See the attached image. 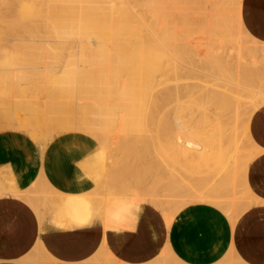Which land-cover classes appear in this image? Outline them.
<instances>
[{
	"label": "bare ground",
	"instance_id": "obj_1",
	"mask_svg": "<svg viewBox=\"0 0 264 264\" xmlns=\"http://www.w3.org/2000/svg\"><path fill=\"white\" fill-rule=\"evenodd\" d=\"M18 1V2H17ZM37 1V0H36ZM43 1V0H42ZM96 1V0H95ZM99 1V0H98ZM117 1V0H115ZM144 1V0H143ZM167 1V0H166ZM190 1V0H189ZM196 1L195 3H197V0H194ZM200 1V0H199ZM198 1V3H199ZM203 1V0H202ZM212 1V0H211ZM209 0V2H211ZM214 1V0H213ZM226 1L227 0H216L214 1L215 5L218 4V6H215L214 9H221L222 10L224 9L223 8V5L226 4ZM231 1V0H230ZM13 2H16L18 3L19 5V8H20V15H21V20H11L8 19L9 17V14L8 16L5 14L4 15V18L5 16H7V21L5 19H3V24L2 26H0L1 28V32H0V36L1 34H4V37L6 38L7 36H22V38L18 37V39L20 38V40H18L19 42V45L18 48L17 46L16 47H10L8 44H7V48L10 47L11 50L9 52H7L9 50L6 49V52L3 50H0L1 51V54L4 55V54H7L5 57L6 59L2 62V68L0 69V72H4L2 75V77H0V82H3V83H6L5 86L8 84L9 86L8 89H12L14 88V91L16 89H19V91H15V92H19V95L21 94V96H27L26 94L28 95H33V91L30 90L31 86L32 88L34 87V85L36 87H43L45 88L46 85L50 84L51 87L52 85L55 86V88H58V91H61V92H64V88L67 90V86H68V89L70 90V88H73V91L74 92H71L72 90H70V94L72 95V97H70L71 99H73V96L75 98H77L78 96L80 97V94L81 95H84L83 93L86 92V90L88 89V84H92V81H90V78L88 76V73L87 71H90L89 69H87V67H85V69H87V71L85 69H80V64L81 62H83V58L85 57H81L79 56V58H82L81 61L80 59L78 58L77 60V57L76 58V61H74V68L70 69L69 65L66 63L67 59L66 57L67 56H71L72 55V51L69 53L71 55H66V57H64V43H65V40L63 39L65 37V34H70L73 36V45H74V50H76L75 52L78 54V55H81L82 52L84 51L83 47L85 48L84 46V41L88 40L87 43H91L93 46H97V57H101V56H106V58L109 57L108 60H106L105 62L108 63L107 65V69L105 68H101L99 67L101 62L99 63V59H98V63H96V65L98 66L97 68V73L99 74V72H102V71H106V73H108V75L106 76V78H102V76L100 78H98V87L96 89H92L93 90V95L95 96V98H100L102 97L103 99V102L100 103V105L102 106L103 108V113L106 114L109 118L108 120H110V122L113 124H111V127L117 129V128H121L122 127H125L128 123H126V125L123 123L125 118L127 120H130L131 119L134 121L138 120L139 118H144L147 122V120H150L152 121L153 120V114H155V106H157L155 104V106L153 107V111H151V99H149V102L145 103V98L146 96L149 94L150 92V89H151V83H150V75H151V68H149L147 62H148V59L151 57V53H150V48L152 47H149L148 46V43L143 40V39H139L137 40L135 37L136 35V30L138 28H136V25H133L132 23L129 24V26H125L122 28V32L125 31V33L129 34L130 35V38L132 37L135 41L132 42L134 45H130L131 47L129 46H125V47H122L119 49V51L117 50V54H112V51L114 52L116 47L114 48L113 46L115 45V43L112 45L113 49L112 51H110L109 53H107V49L106 48H103L101 47L102 45L104 44H101L103 43V41H98L99 38L98 36H100L101 38V35L103 36L104 34H113V33H117L119 36V33H120V30L121 28L118 27V25L116 23H112V19H114L113 17H118L119 20L122 18V17H125L128 15V12L131 10H129L127 12L128 9H126L127 7H123V6H120V7H116L114 5V3L110 9H111V12H110V16H108L109 19V22H108V26L107 28L105 29V27L103 26V22H104V16L107 15L105 14V11L101 8V7H98V6H95L89 2H91L90 0H46L45 3H46V8H44L45 10L44 11H41L40 9H38L39 7H37L38 5L36 4H32L26 0H13ZM118 2V1H117ZM120 2V1H119ZM126 2V1H125ZM124 2V3H125ZM129 2V1H128ZM165 2V0L163 1ZM169 2V1H168ZM186 2V1H184ZM207 2V0L205 1ZM207 2V3H209ZM233 2V1H231ZM44 3V4H45ZM72 3V6L69 4ZM122 3V1H121ZM119 3V4H121ZM132 3V2H131ZM130 3V4H131ZM136 3V2H135ZM149 3V2H148ZM151 3V2H150ZM158 3V2H156ZM154 3V5L156 4ZM167 3V2H166ZM180 3H183V0L180 1ZM179 3V4H180ZM202 3V2H200ZM204 3V2H203ZM241 3V1H240ZM5 4V2H4ZM7 4V3H6ZM123 4V3H122ZM127 3H125L126 5ZM161 4V3H160ZM159 3L157 5H160ZM165 4V3H163ZM175 4V3H174ZM185 4V3H184ZM192 4V3H191ZM212 4V2H211ZM232 4V3H231ZM239 4V3H238ZM10 6V4H8ZM43 5V4H42ZM137 5V3L135 4ZM140 5V4H138ZM150 5V4H149ZM148 5V6H149ZM171 5V3H170ZM176 5V4H175ZM182 5V4H181ZM206 5V4H204ZM203 5V6H204ZM210 5V4H208ZM229 5V4H228ZM13 6V5H12ZM11 6V8H12ZM41 6V5H40ZM45 6V5H44ZM141 6H142V3H141ZM165 6V5H164ZM173 6L172 5V9H173ZM187 6L190 9L188 3H187ZM187 6H185L186 10L187 9ZM191 6V5H190ZM202 7V5H200ZM207 6V5H206ZM43 7V6H42ZM135 7L134 9L136 10V6H133ZM131 6V8H133ZM153 7V6H151ZM162 7V6H161ZM160 7V9H161ZM168 7V6H167ZM192 7V6H191ZM10 8V7H9ZM16 8V6H15ZM130 8V7H129ZM142 8V7H141ZM145 8V7H144ZM150 8V7H149ZM157 8V7H156ZM199 8V7H198ZM197 8V9H198ZM203 8V7H202ZM205 8V7H204ZM213 8V7H212ZM4 8H2L3 10ZM7 9V7H6ZM17 9V8H16ZM67 9V12L66 14H70V16H72V20L70 18V23H71V27L70 28V31H66L67 29V26L65 23H67V21L65 22V18L63 17L62 19L63 20H58L59 21H55L54 20V15L56 14H59L60 16L63 14V12H66ZM105 9V8H104ZM143 9V8H142ZM141 9V10H142ZM171 9V10H172ZM183 9V8H182ZM185 9H183L185 11ZM210 9V8H209ZM208 9V10H209ZM241 5L237 7V12L239 14V21H240V26H238L239 30H242V31H238L237 32V22L234 20V19H231V25H230V28L229 29H225L227 26L224 25L223 26V23H222V26L224 27L225 30H222V29H219L220 31H218V29H215V27L213 26V29H203V28H200V24L198 25V34L201 36H203L205 34V36L208 38L207 40L209 41H212L215 39L216 36L218 37H222L223 33L225 32L226 34L228 33H232V34H235L237 37V39L239 40L238 37H241L243 39H246L250 42V49H249V52L248 54L246 52H243L244 50V46L242 42V45L241 44H238L237 41L236 42V45H235V48L237 50L238 47H237V44L240 45V47H242L243 49L240 48V53H235L236 56L234 57H239L238 60L237 59H233L232 58V61H236L238 62L237 64H243L242 66H247V65H256L257 62L259 61H263L264 62V42H261L259 40H257L256 38H254L244 27L242 21H241ZM138 10V9H137ZM136 10V11H137ZM169 10V9H168ZM166 10V14L168 16V13ZM176 10V9H175ZM181 10V9H180ZM188 10V11H189ZM228 10V9H227ZM232 10V8H231ZM230 10V11H231ZM235 10V8H234ZM139 11V10H138ZM173 11V10H172ZM220 11V10H219ZM236 11V10H235ZM7 12V11H6ZM9 12V11H8ZM129 12V13H130ZM140 12V11H139ZM145 12V11H144ZM159 12V11H158ZM170 12V11H169ZM186 12V11H185ZM194 15V21H196V23H200V20L202 19V15H200L198 13V10L196 11V13H194L195 11H192ZM204 12V11H203ZM202 12V9H201V13ZM210 14L208 15H211V12L208 11ZM214 12V10H213ZM5 13V12H4ZM3 13V14H4ZM134 13V12H133ZM133 13L131 12L130 15ZM143 13V12H142ZM226 13V11H225ZM223 13V14H225ZM229 13V12H228ZM228 13L226 15H228ZM12 14V12H11ZM109 14V12H108ZM144 14V13H143ZM169 14H174L172 12H170ZM176 14V13H175ZM180 14V13H179ZM191 14V13H190ZM188 14L190 17L192 15ZM205 14V13H204ZM207 14V13H206ZM213 14V13H212ZM230 14V13H229ZM1 15V14H0ZM64 15V14H63ZM62 15V16H63ZM135 15V14H134ZM137 15H139V13H137ZM135 15V18L138 16ZM141 15V13H140ZM152 15V14H150ZM178 15V14H177ZM183 15V14H181ZM180 15V17H181ZM219 15V14H217ZM14 16V15H11V17ZM67 16V15H66ZM173 16V15H172ZM187 16V15H186ZM202 16V17H200ZM230 16V15H228ZM238 16V15H237ZM43 17L44 18V21L43 23H37L35 22L36 19L38 18H41ZM170 17V16H169ZM167 18L168 20L170 18ZM221 17V16H220ZM139 18H141V20L143 21V16L141 15ZM138 18V19H139ZM145 18V17H144ZM151 18V17H150ZM229 18V17H228ZM237 18V20H238ZM18 19V18H16ZM69 19V18H68ZM125 19V18H124ZM133 20L134 17L132 18ZM136 19V20H138ZM157 19V18H156ZM164 18H162L163 20ZM172 19V18H171ZM181 19V18H180ZM185 19V18H184ZM193 19V18H192ZM206 19V18H205ZM205 19H202L203 22H206L204 21ZM209 19V18H208ZM2 20V19H1ZM118 20V21H119ZM128 19L126 18V21ZM135 20V21H136ZM146 20V18H145ZM161 20V19H160ZM166 20V19H165ZM166 21L167 22V26H169L170 22L169 21ZM187 20H190V22L192 21L190 18H187ZM217 20V19H216ZM226 20V19H225ZM116 21V19L114 20ZM132 21V20H131ZM140 21V19H139ZM175 21V20H174ZM199 21V22H198ZM210 21V19H209ZM212 21V20H211ZM233 21V22H232ZM2 22V21H1ZM106 22V21H105ZM141 22V21H140ZM145 21L142 22V25L144 24ZM153 22V20H152ZM155 22V21H154ZM158 22H161V21H157V23H155V26L154 28L156 27V33H157V27L156 24H158ZM169 22V23H168ZM188 22V21H187ZM188 22L187 25L190 23ZM69 23V21H68ZM195 22L192 24L193 27L195 26L196 24ZM112 24V25H111ZM139 24V22H138ZM145 24H150L151 23H145ZM183 24V23H182ZM186 23L184 22L183 25H185ZM207 24V22H206ZM213 25V23H209V25ZM227 24V23H226ZM1 25V23H0ZM124 25V24H123ZM147 25V27H149ZM159 25V24H158ZM181 25V24H180ZM179 25V26H180ZM183 25H181L183 27ZM208 25V26H209ZM215 25V24H214ZM221 25V24H219ZM141 26V25H140ZM145 26V25H144ZM143 26V27H144ZM163 21H162V25L160 26L161 28H163ZM177 26V25H176ZM175 26V28H176ZM226 26V27H225ZM236 26V27H235ZM142 27V28H143ZM170 27V26H169ZM174 27V26H172ZM180 27V28H182ZM186 27V26H185ZM189 27V26H188ZM192 27V26H191ZM202 27H204V25H202ZM211 27V26H210ZM241 27V29H240ZM140 28V27H139ZM150 29L152 28L149 27ZM165 30H166V27L164 26ZM174 28V29H175ZM178 28V27H177ZM205 28V27H204ZM207 28V26H206ZM219 28V27H218ZM228 28V27H227ZM146 29V28H144ZM144 29H140V31H138V33H141V34H147L145 33ZM159 29V28H158ZM171 29V28H169ZM173 29V31H174ZM184 29V28H183ZM183 29H181L180 32L183 31ZM189 29V28H187ZM42 30V31H41ZM141 30H144L143 33L141 32ZM164 30V29H163ZM164 30V31H165ZM147 31V29H146ZM151 31V30H150ZM148 32V33H151V32ZM153 31V30H152ZM160 31V29H159ZM162 31V30H161ZM179 29H177L176 32H178ZM222 31V32H221ZM224 31V32H223ZM43 33L46 38H40V40H35V37L36 36H39L40 33ZM175 32V31H174ZM197 32V31H196ZM115 33V35H116ZM159 33V32H158ZM165 33V32H163ZM152 34H154L152 32ZM161 34V32L159 33ZM172 34V32H171ZM179 34V33H178ZM184 33H182L181 35H183ZM197 34V33H196ZM197 34V36H198ZM108 35H106L108 37ZM162 35V34H161ZM168 35V34H167ZM180 35V36H181ZM187 35V33H186ZM229 35V34H228ZM70 36V37H72ZM105 36V35H104ZM111 36V35H109ZM137 36V35H136ZM143 36V35H141ZM140 36V37H141ZM145 36V35H144ZM147 36V35H146ZM156 36V34L154 35ZM153 36V37H154ZM201 36V37H202ZM204 36V37H205ZM3 37V36H1ZM24 37V38H23ZM150 37V36H148ZM148 37H146L145 39H147ZM152 37V36H151ZM160 37V36H159ZM165 37V35H164ZM173 37V36H172ZM182 37V36H181ZM227 35L225 36V39H226ZM229 37V36H228ZM227 37V38H228ZM4 38V40H6ZM67 38V37H66ZM105 38V37H104ZM157 38V37H156ZM186 38V37H184ZM182 38V40L184 39ZM189 38V36H188ZM191 38V37H190ZM197 39L200 37H196ZM224 38V36H223ZM230 38V37H229ZM232 38V37H231ZM230 38V39H231ZM11 39V38H10ZM14 39V38H13ZM12 39V40H13ZM103 39V38H102ZM106 39V38H105ZM110 39V38H108ZM112 39V38H111ZM132 39V40H133ZM149 39V38H148ZM154 39V38H153ZM152 39V40H153ZM158 39V38H157ZM174 38H172L171 41H173ZM150 40V39H149ZM151 42H154L155 40H153ZM159 40V39H158ZM186 41L188 40L187 38L185 39ZM191 40V39H190ZM195 40V38L193 39ZM201 40V39H200ZM1 41V40H0ZM148 41V40H147ZM164 41V40H163ZM206 41V40H205ZM240 41V40H239ZM13 42V41H12ZM15 42V41H14ZM17 42V43H18ZM52 42L56 43L57 44V47L54 45L52 46ZM106 42V41H105ZM111 42V41H110ZM113 42V41H112ZM129 42V41H128ZM200 42H203V40H201ZM3 43V42H2ZM9 43V42H8ZM54 43V44H55ZM86 45H89L87 44ZM117 43V42H116ZM174 43V41H173ZM5 44V43H4ZM14 44V43H13ZM72 44V43H71ZM71 44H68V45H71ZM127 45V43H121V45ZM156 44V43H155ZM161 45H163L162 43H160ZM191 44V43H189ZM193 44V43H192ZM227 44V43H226ZM16 45V44H14ZM120 45V43L118 44ZM197 45V42L196 44ZM194 45V46H195ZM199 45V44H198ZM197 45V46H198ZM234 45V44H233ZM2 46V44H1ZM0 46V49L2 48ZM21 46V48L19 47ZM105 46V45H104ZM107 46V45H106ZM174 46V45H173ZM193 46V48H194ZM202 46V45H200ZM203 46H205L203 44ZM202 46V47H203ZM208 46V45H207ZM108 47V46H107ZM110 47V46H109ZM169 47V45H168ZM224 46L222 47H219L218 49H222L221 52H217V53H213L212 54V57H217L221 54H224ZM229 47V46H228ZM6 48V47H5ZM4 48V49H5ZM17 48V49H16ZM20 48V49H19ZM87 48V47H86ZM159 48V47H158ZM3 49V48H2ZM66 49V48H65ZM71 49V48H69ZM68 49V51H69ZM165 49V48H164ZM196 49V48H195ZM204 49V48H203ZM208 49V48H207ZM217 49V48H216ZM67 50V49H66ZM166 50V49H165ZM209 50V49H208ZM242 50V52H241ZM21 51V52H20ZM87 51V50H86ZM168 53L170 52L168 49H167ZM166 51V52H167ZM174 51V50H173ZM200 51V50H199ZM227 51V50H226ZM85 52V51H84ZM163 52H165L163 50ZM198 52V50H197ZM89 53V52H88ZM95 53V52H94ZM111 53V54H110ZM153 53H154V50H153ZM162 53V52H161ZM174 53H177L176 51ZM233 53V52H232ZM245 53V54H244ZM87 54V52L85 53ZM90 55H92L91 53H89ZM172 54V53H171ZM170 54V56H171ZM186 53H184L183 55H185ZM197 59H196V62L199 63L201 61V56L199 53H197ZM174 57L175 55L172 54ZM181 55V53H180ZM240 55H242L240 57ZM87 56H89L88 54L86 55V58ZM93 56V55H92ZM166 56V55H165ZM182 56V55H181ZM195 56V55H193ZM224 56L228 57L229 59H231L228 54H224L223 55V58H225ZM96 57V58H97ZM153 57V56H152ZM151 57V58H152ZM183 57V56H182ZM208 57V56H207ZM1 58V57H0ZM68 58V57H67ZM70 58V57H69ZM89 59H86L87 61H92V58L89 56L88 57ZM91 58V59H90ZM94 58V57H93ZM171 58V57H170ZM169 58V59H170ZM219 58V57H217ZM4 59V57H3ZM164 59V58H162ZM94 60V59H93ZM175 60V59H174ZM185 60V58H184ZM190 60V59H189ZM192 60H194L192 58ZM208 60V58L206 59ZM241 60V63H239V61ZM84 62L82 63L83 65L86 66V64L88 62ZM89 61V62H90ZM103 61V60H102ZM163 61V60H162ZM171 61H173L171 59ZM176 61V60H175ZM174 61V62H175ZM188 61V60H187ZM186 61V62H187ZM231 61V60H230ZM93 62V63H92ZM91 63H88L91 64L90 66L94 65L95 66V63L94 61H92ZM189 62V61H188ZM234 62V63H236ZM80 63V64H79ZM196 63V64H197ZM204 63V62H202ZM51 64L54 65V67H56L58 69L59 72H55L56 73H59L55 76H52V75H47V77H45L44 75V81L43 79L40 81L39 79V75L38 74V77L36 78L35 77V73H31V70L33 69H38L39 67H44V68H48V67H51ZM103 64H105L103 62ZM103 64L101 66H103ZM237 64H234V65H237ZM261 64V63H260ZM72 65V64H71ZM160 65V64H159ZM211 65H213L211 63ZM237 65V66H238ZM106 66V64H105ZM154 66V65H153ZM189 66V65H188ZM209 66H210V63H209ZM215 66V65H214ZM258 66V65H257ZM152 67V66H151ZM191 67V66H189ZM239 67V66H238ZM256 67V66H255ZM155 68H157V65L155 66ZM154 68V69H155ZM161 68V67H160ZM181 68V67H180ZM193 68V67H191ZM190 68V69H191ZM200 68V67H198ZM210 68H212V66H210ZM217 68V67H216ZM241 68V65L240 67ZM260 69V67H258ZM36 69V70H37ZM196 71L197 69L194 68ZM193 69V70H194ZM215 69V68H214ZM249 69V68H248ZM34 70V71H36ZM40 70V69H39ZM42 70V69H41ZM45 70V69H44ZM162 70V69H161ZM242 70V69H241ZM261 70V69H260ZM33 71V72H34ZM46 71V70H45ZM48 71V69H47ZM177 71V70H176ZM174 71V72H176ZM181 71V70H180ZM179 70L177 72H180ZM203 71V70H202ZM248 71V70H247ZM204 72V71H203ZM263 72V71H262ZM39 73V71H38ZM209 73V72H208ZM248 73V72H247ZM89 74H91L89 72ZM177 74V73H176ZM179 74V73H178ZM237 74V73H236ZM235 74V75H236ZM264 74V73H263ZM101 75V73L99 74ZM210 75V74H209ZM242 75V74H241ZM246 75V74H245ZM1 76V75H0ZM42 76V75H41ZM92 76H94V74H92ZM91 76V79L94 78ZM153 76V75H152ZM204 76V75H203ZM239 76V75H238ZM257 76V74H256ZM260 79H263L262 75H260ZM215 77V76H214ZM242 77V76H241ZM253 77V75H252ZM251 77V78H252ZM258 77V76H257ZM46 78V79H45ZM254 78V77H253ZM252 78V79H253ZM221 79L218 78V80ZM260 79L258 78V82L261 83ZM93 80V79H92ZM152 80V79H151ZM232 81L233 80H240L238 79V77L236 78H232L231 79ZM256 80V78H255ZM187 81V80H186ZM223 81V79H222ZM228 81V80H227ZM264 81V80H263ZM153 82V81H151ZM247 82V81H246ZM255 82V81H254ZM170 83V82H169ZM205 83V82H203ZM225 83V82H224ZM229 83H231L229 81ZM248 83V82H247ZM251 83H252V80H251ZM259 83V84H260ZM173 84V83H171ZM238 83L236 82V85ZM263 84V82H262ZM94 85V84H93ZM96 85V84H95ZM153 85V84H152ZM178 85V84H177ZM181 86V84H179ZM221 86V83L219 84ZM233 85V84H232ZM231 85V87H233ZM239 85V84H238ZM244 85V84H242ZM70 86V87H69ZM205 86V84H204ZM213 86V84H212ZM219 86V87H220ZM228 86V85H227ZM260 86V85H259ZM23 87V88H22ZM48 86H46V91L48 92H51L49 89H47ZM95 87V86H94ZM218 87V86H217ZM216 87V89H218ZM223 87V85H222ZM230 87V86H229ZM257 88V86H251L250 88H248V86H242V89L244 90H248L249 92H253L252 93V97H250V95L248 97H250V100L249 101H242V100H238L236 98L235 102H230L228 101V99L223 95L224 90L223 88L219 89V90H215V91H223V93L219 94V93H214V92H210V96L208 95V93H204V95L206 94L207 96L206 97V102H209V111L204 112V110L201 109L202 113L204 114V121H205V127H206V130H202L200 129V131L202 130V134L199 132V130H196V126H194L195 124V120H196V117L194 116L193 112L190 111L189 113V118H188V121L186 122L185 120L184 121H181L178 119H175L174 121H172L171 123H168L164 126V138H163V144H160L164 146L163 150H166V152L168 153L167 155H169V158H170V161H171V166L170 164H164L165 167V171H169L170 170L173 172V175L174 174H179V172L182 171V167H179V166H182L184 164H179L177 168V170H175V165H177L178 163H185L187 166H190L192 168H196V173L195 171H192V175L194 177V174L199 175L196 180H200V174H202V172H197V169H199L201 166H204V169L208 172V173H211V169H208V166H212V167H215V172H216V175L215 176H219L218 180L221 179L219 181L220 182H223V181H226L227 185L231 186V188H228V196L227 198L229 199L230 198V202H227L224 203L226 204L227 208H226V214L229 216V220L231 221L232 225L237 221L238 217L244 213L249 207H251L252 204L254 203H257V204H262L263 201H261L258 197H256L255 195L252 194V192L249 190L248 188V185H245V190L242 192L238 189L237 187V178H238V175L239 173H241V177L243 179V181L245 180L246 178V173H247V169H248V165L249 163L259 154V147L257 146V144L254 142V140L252 139L251 135H250V121H251V118L252 116L254 115L255 112H257L261 107L264 106V90L262 89H259V91L255 92L254 88ZM262 87V86H261ZM16 88V89H15ZM50 88V87H49ZM53 88V87H52ZM200 88V87H199ZM225 88V87H224ZM237 88H240V86H238ZM41 89V88H40ZM194 89V88H193ZM191 89L190 92H188L187 94H191L189 95V98L196 95V96H199V90L197 89ZM223 89V90H222ZM230 89V88H229ZM235 89V88H233ZM231 90V91H235V90ZM241 89V90H242ZM38 90V88H36V91ZM44 90V91H43ZM238 90V89H237ZM236 90V91H237ZM258 90V89H257ZM2 91V89H1ZM56 91V93L58 94L59 92ZM182 91V90H181ZM214 91V90H212ZM227 91V90H226ZM11 92V91H10ZM13 92V91H12ZM13 92V94H15V96L17 97V94ZM35 92V91H34ZM40 92H42V94L45 93V89H41L39 90V94H41ZM69 93V91H67ZM230 94V90L228 91ZM245 92V91H244ZM47 93V92H46ZM45 93V94H46ZM36 96L38 94L35 93ZM41 96H44L42 95ZM64 94H66L64 92ZM87 94V93H86ZM91 94V93H90ZM103 94V95H102ZM166 94V93H165ZM186 94V95H187ZM246 94V93H245ZM9 92L7 91H3V92H0V98H9ZM18 95V96H19ZM180 95V94H179ZM227 95V93H226ZM236 95V94H235ZM233 95V96H235ZM9 96V97H8ZM29 97V100L30 98L32 97ZM51 96V94L49 95ZM66 96V95H65ZM70 96V95H69ZM83 96V97H84ZM156 96V95H155ZM176 96V94H175ZM244 96V95H243ZM59 97V94L57 95V98ZM235 97H238L240 98L239 96H235ZM12 98V97H11ZM13 98L15 99V97L13 96ZM19 97H17L18 99ZM24 98V97H23ZM33 98V97H32ZM43 98V97H41ZM47 98V97H46ZM70 98H68L67 96V99L70 100ZM150 98V97H149ZM158 98V97H157ZM164 98V97H163ZM177 98V97H176ZM182 98V97H181ZM245 98V97H244ZM12 101L10 100L9 98V101H11L13 104V100ZM101 99V98H100ZM159 99V98H158ZM249 99V98H248ZM7 100V99H6ZM33 100V99H32ZM53 100V99H51ZM50 100V101H51ZM59 100V98H58ZM81 100V99H80ZM93 100V99H92ZM160 100V99H159ZM163 100V99H162ZM1 101V100H0ZM5 101V100H4ZM7 101V102H9ZM15 101V100H14ZM43 101V100H42ZM46 101V100H45ZM56 101V100H55ZM158 101V100H157ZM178 101V100H177ZM191 101V100H190ZM189 101V102H190ZM242 101V102H241ZM6 102V101H5ZM10 102V103H11ZM16 102V101H15ZM39 102V101H38ZM58 102V101H57ZM60 102V101H59ZM71 102L73 103V101L71 100ZM92 102V101H90ZM200 103V101H198ZM9 103V104H10ZM45 103V102H44ZM54 103V102H53ZM75 103V102H74ZM84 102V105L88 104L89 102ZM179 103V101H178ZM233 104L232 106L230 104ZM8 104V105H9ZM12 104V105H13ZM22 104V103H21ZM28 104V103H27ZM36 104V103H35ZM40 104V102H39ZM55 104V103H54ZM57 104V103H56ZM76 104H78V102H76ZM97 106H99V104L95 103ZM144 104H145V107H144ZM151 104V105H150ZM174 104V103H173ZM176 104V103H175ZM189 103H187L188 105ZM207 104V103H206ZM1 105V104H0ZM3 105V104H2ZM5 105V104H4ZM19 105V104H18ZM30 105V104H29ZM40 105H43V104H40ZM63 105V103H62ZM61 105V106H62ZM71 105V104H70ZM79 105H83L81 103H79ZM83 105V106H84ZM92 105V104H91ZM90 105V106H91ZM162 105V104H161ZM172 105V104H171ZM182 105V103H181ZM190 105V104H189ZM14 106V105H13ZM68 106V105H67ZM76 106V105H75ZM74 106V107H75ZM96 106V107H97ZM193 106V105H191ZM200 106V105H199ZM5 107V106H4ZM3 107V108H4ZM23 107H24V104H23ZM31 107V106H30ZM79 107V106H78ZM89 107V104L88 106ZM96 107L94 108H91V109H95ZM177 107V106H176ZM196 107V105H195ZM198 107V106H197ZM6 108V107H5ZM11 108H14V107H11ZM17 108V107H16ZM58 108V107H57ZM86 108V107H85ZM84 107H81V108H77L76 109H79V113L81 114V116L83 117H80V121L78 122H69L70 125H68L66 122L65 123H61L59 122L58 124V127H56V131H59V132H62L63 133H67V132H71V131H82L83 133H86L87 135L89 134V132L92 130L97 132L99 129H97L96 126L90 124L88 125V120L85 121L86 119L84 115L82 114H86V112H88L89 110L86 108L85 109ZM160 108V111L162 110L161 107ZM201 108V107H199ZM231 108V109H230ZM21 106L19 108L18 111H20ZM61 109V107H60ZM67 109V108H66ZM71 109V107H70ZM75 108H73L74 110ZM90 109V108H89ZM98 109V108H96ZM165 109V108H164ZM169 109V108H168ZM167 109V110H168ZM25 110H28V113H29V110L28 108H23V111ZM48 110V109H47ZM50 110V109H49ZM48 110V111H49ZM56 110V108L54 109ZM61 110H64V109H61ZM73 110H70V111H73ZM102 110V109H101ZM100 110V111H101ZM176 110V108H175ZM182 110V109H181ZM198 110V109H197ZM230 110V111H229ZM9 111V110H8ZM17 110L15 109L13 112H16ZM17 111V113H18ZM31 111V110H30ZM93 111V110H92ZM225 111H229L228 113H232L231 116L233 118V121L231 123H229L228 121V126H231V124H233V127H232V133L230 134L227 133L224 135V133L222 132L223 128L221 129V121L223 122L222 117L224 115V112ZM68 111H66L67 113ZM98 112V111H97ZM157 112V111H156ZM163 112H165V110H163ZM178 112V111H177ZM182 113V111H180ZM36 113V112H35ZM70 112H68L69 114ZM73 115H75V111H73ZM77 115L76 117L74 118H77L79 119V115H78V110L76 111ZM93 113V112H91ZM89 113V114H91ZM98 113H102V112H98ZM159 113V112H158ZM156 113V114H158ZM10 114V113H9ZM14 114V113H13ZM19 114V113H18ZM120 114V116H119ZM162 114V113H161ZM12 115V114H11ZM21 115V114H20ZM52 115V114H51ZM71 115V114H70ZM92 115V114H91ZM90 115V116H91ZM174 115V114H173ZM179 115V114H178ZM19 116V115H18ZM16 116V117H18ZM62 116V115H61ZM89 116V115H88ZM94 116V115H93ZM106 116V118H107ZM122 116V117H121ZM164 116V115H163ZM186 116V115H185ZM22 117H23V114H22ZM42 117V116H41ZM55 117V116H54ZM64 117V116H63ZM66 117V116H65ZM99 117V116H98ZM101 117V115H100ZM120 117V118H119ZM157 117V116H155ZM165 117V116H164ZM175 117V116H173ZM225 117V116H224ZM223 117V118H224ZM11 118V117H10ZM14 118V119H13ZM13 120H11L12 122L14 120H16V118L13 116ZM38 118V117H37ZM60 118V117H59ZM111 118H112V121H111ZM122 118V119H121ZM159 118V117H157ZM183 118V117H182ZM30 119V117H29ZM32 119V118H31ZM36 119V118H34ZM155 119V118H154ZM186 119H187V116H186ZM19 120V119H17ZM22 120V119H21ZM39 120V119H38ZM47 119H45L46 121ZM75 120V119H73ZM94 120V119H93ZM96 120V119H95ZM98 120V119H97ZM107 120V119H106ZM107 120V122H109ZM143 120V119H142ZM203 120V119H202ZM227 120V118L225 119ZM25 121V120H24ZM27 121V120H26ZM30 121V120H28ZM44 121V120H43ZM41 120V123L43 122ZM91 121V120H90ZM99 121H103V119H100L98 120ZM123 121V122H122ZM130 121H129V125L128 127L126 128V130H124V128L122 129L124 131V133H127V130L129 132H138V129H143L142 127H138V126H143L144 125V128H146V132L149 133V127L148 125L146 126V123L143 124L142 121L140 122V125H136L135 128L134 125H132V130L129 128L131 127L130 125ZM144 121V120H143ZM2 122V121H1ZM11 122V123H12ZM17 122V121H16ZM34 122H37V121H34ZM40 122V120L38 121ZM37 122V124H39ZM107 122L105 121V123L100 124L103 125V126H107ZM128 122V121H126ZM131 122V123H133ZM154 122V120H153ZM169 122V121H168ZM14 123V122H13ZM18 123V122H17ZM46 123V122H45ZM54 123V122H52ZM72 123V124H71ZM15 124V123H14ZM95 124V123H93ZM100 124H96L98 125V127H103V126H100ZM121 124H122V127H121ZM134 124H137L136 122H134ZM143 124V125H142ZM230 124V125H229ZM16 125V124H15ZM15 125H8L6 124L5 125H2L0 123V128H9L7 126H10L11 128L9 129H15L16 127L17 128H21V129H27V123L26 122H22L20 124H18L17 126ZM41 125H44L43 123ZM124 125V126H123ZM223 125H224V122H223ZM89 126V127H88ZM93 126V129L90 130L89 128H91ZM119 126V127H118ZM26 127V128H25ZM30 127V126H29ZM43 127V126H42ZM48 127V130L50 129V125L49 126H46L44 128ZM53 127V126H52ZM95 127V128H94ZM108 128L110 127V125L107 126ZM196 127V128H195ZM200 127V126H199ZM37 128H38V125H37ZM130 130H129V129ZM158 128V127H157ZM202 128V127H201ZM229 128V127H228ZM227 128V129H228ZM8 129V130H9ZM34 129V128H33ZM47 129V128H46ZM95 129V130H94ZM106 128L103 127L102 131L104 133V130ZM16 130V129H15ZM32 130V128H31ZM238 130H241V132L243 133V137L244 139L240 138V136L238 135ZM24 131V130H23ZM29 131V130H28ZM27 131V132H28ZM35 131V130H34ZM52 131V130H51ZM55 131V130H54ZM101 133H100V132ZM96 135L98 133L101 134V137H106L108 138L109 140V137L108 135L103 136L102 134V131L99 130ZM107 131V129H106ZM109 131H113V129L109 130ZM118 131V130H117ZM120 131V129H119ZM123 131L121 133H123ZM230 131V130H229ZM18 132V131H17ZM30 132V131H29ZM28 132V133H29ZM46 132V131H44ZM80 132V133H82ZM204 132V133H203ZM33 133V131H32ZM31 133V134H32ZM75 133V132H74ZM106 133V132H105ZM123 133V134H124ZM142 133V132H140ZM30 134V133H29ZM34 134V133H33ZM37 134V132H36ZM85 135H78L76 137H71V136H66V137H62L60 139H56L55 136H56V133H49V134H41L39 135V133L37 135V137H34V139H32L33 141L36 142V145L34 144H27V143H22V149L23 151L26 152V156L30 159V161L32 163H40L42 165H47L50 167V171L52 172L50 176L51 179H57L58 181V187L62 188L61 192H56V190L52 189L53 191H50L49 193L50 194H53L54 196L52 197L50 195V197H46L44 195H42L44 193V190H43V187H40L39 184H37L38 182H40L39 180L40 177H39V180L38 178L35 176V173L34 171L30 173V182L29 183H32L33 182V179L35 178L34 180V183L28 187L27 189L25 190H19L18 188H15L16 186L13 184L14 183V180H13V176L10 174V171L9 174L10 176L8 177V175H5V177L2 175H0V197H3V196H13L12 198L14 197H17L19 198L21 201L23 200V202L25 201L26 204H28V206H31V208L37 209V211L39 212H42L43 211V206H46L47 205V202L49 204H52V210H53V214H52V220L53 222H50L49 220V223H52L51 225L53 226L54 224V227L57 228V229H70V228H76V227H83V226H88V225H93L94 223H100L104 229H111V230H115V231H118V230H122V229H127V228H130V223L132 222V220L134 219V215H135V211L139 210L143 204V199L142 197L144 196H141V194H137L136 195V192H133L132 191H136L135 189L134 190H130L131 191V195H128L126 196V194H121L119 195L117 192L114 193L111 191L110 188H107V190L105 192H96L95 189H94V183L95 182H99V179H101L100 177H102L103 179H108L109 177V170L112 168V165H113V161H110L111 159V156L110 157H107V154L108 153V145L105 146V148L103 147L102 143L100 142V139L99 138V142H100V145L99 146H96L94 140L95 139H89L87 136ZM91 134V133H90ZM120 134V133H118ZM35 135V134H34ZM117 135V134H115ZM122 135V134H121ZM126 135V134H125ZM131 135V134H130ZM150 135V134H149ZM242 135V134H241ZM2 137V140H3V144H5V135L4 134H1L0 135ZM95 136V135H94ZM119 136V135H118ZM140 136V135H139ZM123 137V136H122ZM116 138V137H115ZM120 138V136H119ZM139 138V137H138ZM15 138L12 136L9 137V140L10 141H15L14 140ZM55 139V143L53 144L51 142V140ZM117 139V138H116ZM135 139V138H134ZM31 140V141H32ZM107 140V141H108ZM115 140V139H114ZM106 141V142H107ZM136 141V140H135ZM153 141V140H152ZM115 142V141H114ZM150 142V141H149ZM159 142H161L159 140ZM52 143V144H50ZM105 143V141L103 142V144ZM110 144V142H108ZM13 144V143H12ZM106 145V144H105ZM141 145V144H140ZM148 145V144H147ZM224 145H226V148H224ZM152 146V145H151ZM155 146V145H154ZM53 147H61V148H53ZM118 147V146H117ZM130 147V146H129ZM157 147V146H156ZM154 148V147H153ZM53 149V151H52ZM62 149L65 150V152L67 154H63V151ZM123 149V148H121ZM50 150V151H49ZM61 150V151H60ZM124 150V149H123ZM134 150V149H133ZM52 151V152H51ZM135 151V150H134ZM51 152V154H50ZM114 152V151H113ZM121 152V151H120ZM166 152H165V155H166ZM122 153V152H121ZM130 153V152H129ZM160 153V152H159ZM126 154V153H125ZM137 154V153H136ZM144 154V153H143ZM64 155V157H62ZM128 155V154H127ZM155 155V154H154ZM65 156L67 158H75L77 157V159L80 158V161H81V164H79V167L83 170V174L82 176L80 177V180L79 182H68V180H66V178H63V176H61V173L60 171L58 170V168H61L60 165L62 164L60 161L59 162H56V166L53 165V162H52V159L53 160H56V159H62L65 158ZM158 156V155H157ZM145 157V156H144ZM52 158V159H51ZM82 158V159H81ZM148 158V157H147ZM157 159V158H156ZM64 160V159H63ZM158 160V159H157ZM156 160V161H157ZM168 160V159H167ZM88 161L91 162L92 164V167H96L98 170H99V173H97V177H95L96 175H92L91 172L89 173V171L91 170V168H87V164L89 163ZM123 161V160H122ZM163 161V160H162ZM254 161V160H253ZM113 162V163H112ZM116 162V161H115ZM142 162V161H141ZM120 163V162H119ZM153 163V162H152ZM132 164V163H131ZM151 164V163H149ZM78 165V164H77ZM76 165V166H77ZM117 165V164H116ZM163 165V166H164ZM9 166V165H8ZM53 166V167H52ZM123 166V165H122ZM140 166H141V163H140ZM174 166V167H173ZM185 166V165H184ZM114 167V166H113ZM136 167V166H135ZM145 167V166H144ZM161 167V166H160ZM171 168H175V169H170ZM189 167V168H190ZM209 167V168H210ZM96 168H95V173H96ZM89 169V170H88ZM122 169H124V166L122 167ZM127 169V168H126ZM170 169V170H168ZM179 169V172H177ZM186 169V168H185ZM132 170V169H131ZM203 169H201L202 171ZM140 171V170H139ZM176 171V172H175ZM42 172V170H41ZM94 172V171H93ZM149 172V171H148ZM171 172V173H172ZM204 172V170H203ZM213 172V171H212ZM133 173V172H132ZM135 173V172H134ZM111 174V173H110ZM153 174V173H152ZM157 174V173H156ZM39 175V174H38ZM41 175V173H40ZM43 175V174H42ZM41 175V176H42ZM145 175V173L143 174ZM147 175V174H146ZM116 176V174H115ZM160 176V175H158ZM203 176V175H202ZM214 176V177H215ZM123 177V176H122ZM134 177V176H133ZM139 177V176H138ZM163 177V176H162ZM160 177V178H162ZM178 177V176H177ZM179 177L181 178V176L179 175ZM126 178V177H125ZM157 181V176L154 177ZM179 178V179H180ZM42 183L44 182L45 183V187H46V184L47 182L45 181V178L42 177ZM48 179V178H47ZM123 179V178H122ZM128 179V178H126ZM178 179V178H177ZM186 179V178H185ZM190 179H192V177H190ZM211 179H214V178H211ZM138 180V179H137ZM155 180V181H156ZM209 180V179H208ZM10 181V182H9ZM38 181V182H36ZM175 181H178L175 179ZM183 181V180H182ZM193 181V180H192ZM206 181H207V178H206ZM212 181V180H211ZM8 182L11 183L12 185H8ZM126 182V181H125ZM148 182V181H147ZM146 182V183H147ZM186 182V181H184ZM199 182V181H198ZM197 182V183H198ZM202 182V181H200ZM208 182V181H207ZM77 183V184H76ZM105 183V182H104ZM108 183V181H107ZM134 183V182H133ZM145 183V184H146ZM204 183V181H203ZM210 183V182H209ZM212 183V182H211ZM211 183L210 185L207 183V185L211 186ZM217 183V181H216ZM215 183V185H216ZM225 183V182H224ZM150 184V183H149ZM159 184V183H158ZM184 185V183H182ZM196 184L193 183L191 184L192 186ZM214 184V183H213ZM41 185V184H40ZM44 185V184H43ZM151 185V184H150ZM189 185V184H188ZM188 185H186L188 187ZM224 186L226 184H223ZM226 185V186H227ZM241 185V184H240ZM10 186V187H9ZM89 186V187H88ZM126 186V185H125ZM149 186V185H148ZM185 186L186 189H189ZM190 186V185H189ZM196 186V185H194ZM199 186V184H198ZM127 187V186H126ZM144 186H142L143 188ZM183 187V186H182ZM202 187V186H201ZM213 187V185H212ZM217 187V186H216ZM228 187V186H227ZM243 187V186H241ZM152 188V187H151ZM195 188V187H194ZM204 187H202L203 189ZM205 188H206V185H205ZM219 188V187H218ZM217 188V189H218ZM88 189V190H87ZM113 189V188H112ZM122 189V188H121ZM213 189V188H212ZM211 189V190H212ZM231 189V190H230ZM244 189V188H243ZM242 189V190H243ZM87 190V191H86ZM145 190V189H144ZM143 190V191H144ZM173 190V189H172ZM175 190V189H174ZM194 190V193L196 191L197 193V190L196 189H193ZM210 190V192H211ZM216 190V189H214ZM224 188L222 189V192H223ZM138 191V190H137ZM187 191V190H186ZM199 191V190H198ZM206 191H207V188H206ZM220 190H218L219 192ZM159 192V191H158ZM170 192V191H168ZM209 192V190H208ZM218 192H214V194L216 193V196L218 195ZM193 193V194H194ZM201 192H199L200 194ZM205 193V192H204ZM198 194V193H197ZM196 194V195H197ZM210 194V193H209ZM209 194H205L207 195V197L209 196ZM220 194V192H219ZM222 194V193H221ZM225 194V193H223ZM47 195V194H46ZM123 195V196H122ZM139 197L140 195V200L136 198V196ZM169 195V193H168ZM191 195H192V192H191ZM190 195V196H191ZM195 195V194H194ZM204 195V197L202 195L200 196H197L195 198H199L202 199L203 198H206V196ZM227 195V194H226ZM48 196V195H47ZM91 196H93L94 198L92 199ZM95 196L96 199H95ZM103 196V197H102ZM172 196V195H171ZM202 196V197H201ZM222 197V195H220ZM225 196V195H224ZM223 196V197H224ZM167 197V196H166ZM177 197V195H176ZM219 197V198H221ZM226 197V196H225ZM5 198V197H4ZM145 198V197H144ZM168 198V197H167ZM172 199L174 197H171ZM179 198V197H177ZM193 198V197H192ZM209 198V197H208ZM52 199H54L52 201ZM142 199V200H141ZM155 201H156V198H154ZM153 199V200H154ZM199 199V201H200ZM207 199V198H206ZM218 199V198H217ZM145 200V199H144ZM191 200V199H189ZM194 200V198L192 199ZM196 200V199H195ZM209 201H212L211 199H208ZM225 200V199H224ZM240 200L242 201H245L243 203L240 202ZM38 201V202H37ZM44 201L46 202V205H43L44 204ZM53 202V203H50V202ZM146 201V200H145ZM178 201V200H177ZM176 201V202H177ZM188 201V200H187ZM198 200H196L197 202ZM198 201V202H199ZM202 201V200H201ZM205 201V200H203ZM229 201V200H228ZM24 202V203H25ZM165 202V201H164ZM164 202H162L164 204ZM191 202V201H190ZM190 202H186V205L189 204ZM195 201H193L194 203ZM217 202H219L218 200H214L213 204L216 205L218 204ZM158 204L160 202H157ZM166 203V202H165ZM192 203V202H191ZM200 203V202H199ZM151 204V202H150ZM156 204V203H155ZM172 204V202H171ZM173 204H175L174 200H173ZM179 204L180 203V200H179ZM209 204H211L209 202ZM208 204V205H209ZM166 207L167 205H169V202L167 204H164ZM177 205V204H176ZM190 205V204H189ZM221 206L223 205V203H219L217 206ZM33 206V207H32ZM157 206V205H156ZM160 206V205H159ZM174 206V205H173ZM173 206H171L170 208H174ZM181 206V205H179ZM188 206V205H187ZM51 207V206H50ZM162 207V205H161ZM164 207V206H163ZM162 207V208H163ZM178 207V205H177ZM184 207V206H183ZM181 207V208H183ZM221 208V207H220ZM164 211H165V208H163ZM224 209V208H223ZM51 210V209H50ZM158 210V208L156 209ZM167 210V209H166ZM47 211V209H46ZM49 211V210H48ZM168 211V210H167ZM176 211V210H175ZM44 212V211H43ZM42 212V214H43ZM52 212V211H50ZM48 212V213H50ZM166 212V211H165ZM174 212V211H173ZM222 212V211H221ZM34 213V212H33ZM179 213V212H178ZM225 213V212H224ZM46 214V213H45ZM170 214V215H169ZM171 213H164L162 212V218H163V221H164V224L166 226V228H169L172 223L174 222V217H175V214ZM36 215V214H35ZM50 215V214H49ZM47 215V216H49ZM225 215V214H224ZM136 216V215H135ZM38 217V216H37ZM46 217V216H45ZM44 217V218H45ZM51 217V216H50ZM40 218V217H39ZM38 219V218H37ZM39 220V219H38ZM42 218H40V222L41 223L43 221L44 223V220H42ZM38 223V224H39ZM48 224V223H47ZM50 225V224H49ZM47 225V226H49ZM43 225H41L42 227ZM40 225H39V228L41 229ZM51 227V226H50ZM71 230V229H70ZM41 231V230H40ZM65 231V230H64ZM114 231V232H115ZM39 232V231H38ZM126 232V231H125ZM128 232V231H127ZM135 232V231H134ZM39 235V234H38ZM105 236V235H104ZM37 243H40V242H37ZM41 244V243H40ZM166 244V243H165ZM167 245V244H166ZM164 245V248L165 246ZM40 246V245H38ZM42 246V245H41ZM102 246V245H101ZM168 246V245H167ZM166 246V247H167ZM37 248V246H35ZM40 248V247H39ZM37 248V249H39ZM43 248V246H42ZM42 248L39 249L40 252H42ZM102 249V247H100ZM163 248V249H164ZM162 249V251H163ZM37 253H38V250H36ZM32 252H33V249H32ZM35 252V251H34ZM39 252V253H40ZM45 252V251H44ZM36 253V252H35ZM100 253V252H99ZM101 253H103L101 251ZM230 253V252H229ZM160 254H162V252H160ZM159 254V255H160ZM170 254V253H169ZM32 255V254H31ZM31 255H30V258H31ZM96 255V253H95ZM94 255V256H95ZM102 256V259H104V261H106L108 264V262L110 263L113 259L112 255L110 254V252L108 251V249H105V253L101 254ZM35 256H38L37 254ZM174 256V254L172 255ZM228 256V255H226ZM235 256V255H234ZM233 255H229V258H231V263L230 264H237V261H236V258L234 257ZM27 257V256H26ZM29 257V256H28ZM34 257V255H33ZM41 257V256H39ZM43 257V256H42ZM52 257V256H51ZM99 257V255H97V258ZM159 257V256H157ZM156 257V258H157ZM164 257V255H163ZM175 257V256H174ZM94 258V257H93ZM96 258V259H97ZM37 259V258H36ZM42 258H40L41 260ZM43 260H44V257H43ZM98 260V259H97ZM100 260V259H99ZM157 260V259H156ZM159 260V259H158ZM56 261V260H55ZM55 261H52V264H57V263H53ZM96 260L92 261V262H95ZM113 261V260H112ZM162 262V260H160ZM37 262V261H36ZM42 263V261H40ZM100 262H103L100 260ZM116 262V261H115ZM153 264H154V260L151 261ZM159 262V261H158ZM226 262V260H225ZM21 263V262H20ZM31 263H32V259H31ZM40 263V264H41ZM46 263V262H44ZM88 263V262H87ZM96 263L99 264V261H97ZM95 263V264H96ZM114 264V261L112 262ZM110 263V264H112ZM117 263V262H116ZM115 263V264H116ZM160 263V262H159ZM177 263V261H176ZM181 262H179L180 264ZM43 264V263H42ZM48 264V263H47ZM51 264V263H50ZM94 264V263H93ZM103 264V263H101ZM226 264H228L226 262Z\"/></svg>",
	"mask_w": 264,
	"mask_h": 264
},
{
	"label": "rangeland",
	"instance_id": "obj_2",
	"mask_svg": "<svg viewBox=\"0 0 264 264\" xmlns=\"http://www.w3.org/2000/svg\"><path fill=\"white\" fill-rule=\"evenodd\" d=\"M26 1H28V0H26ZM45 1L46 0H29V2L30 3H32V4H36V5H38L37 7H39L38 9H40L41 11H44L45 9L44 8H46L47 6H46V3H45ZM91 2H89V3H91V4H93V5H95V6H98V7H103L102 9L105 11V14H107V15H105L104 16V22H103V26L105 27V29L107 28V26H108V22H109V19L110 18H108V16H110V12H111V7L112 6H116V7H120V6H123V7H127L126 9H128L127 10V12L129 11V10H131V12L133 13V15L131 14L130 15V13L128 12V15L127 16H125V17H122L120 20H119V18L118 17H113L114 19H112V23L114 24V23H116L117 25H118V27H120L121 28V30H120V33H119V36H117L118 34L116 33V35H115V33H111V34H109V35H111V36H109L108 34H104L103 36L101 35V38H100V36H98V38H99V40L98 41H100V39H101V41H103V43H101V44H104V45H102L101 47H103V48H106L107 50V53H109L110 51H112V49H113V47L115 48L116 47V49H115V51L113 52L112 51V54H117V50L119 51V49L120 48H122V47H125V46H129V47H131L132 45H134L132 42H134L135 40L131 37L130 38V35L129 34H127V33H125V31L124 32H122L123 30H122V28L123 27H125V26H129V24L130 23H134L133 25H136V28H138L137 30H136V35H135V37L134 38H136L137 40H141V39H143V40H145L147 43H148V46L149 47H152V48H150V53H151V57L148 59V62H147V64H148V66H149V68H151V75H150V85H151V89H150V92H149V94L146 96V98H145V103H147V102H149V99H151L152 101H151V111H153V107L155 106V104L157 105V106H155V114H153V120H154V122H153V120L152 121H150V120H147V122H145L146 120L144 119V118H139L138 120H136V121H134V122H136L137 124H134V122H133V120L131 119V121L130 120H127L126 118H125V120H124V124L126 125V123H128L125 127L127 128L128 127V125H129V121H130V126L131 127H129L131 130H132V125H134V127L133 128H135V126L137 125H140V122L142 121V123L143 124H145L146 123V126L148 125V127H149V133L148 132H146V128H144V125L143 126H138L139 128L140 127H142L143 129L141 130V129H138V132H139V130H140V132H142V133H137V132H129L128 130H127V133H124V131L122 130L123 128H124V130H126V128L125 127H122V124H121V127H122V129L119 127V128H117V129H115L114 127L112 128L111 127V122H110V120H108V116L106 115V114H104L103 113V108H102V106L100 105V103H102L103 102V99H102V97H100V98H95V96L93 95V90L92 89H96L97 87H98V78H100L101 76H102V78H106V76L108 75V73H106V71L104 70V71H102V72H99V74L101 73V75H99L97 72V68H98V66L96 65V63H98V59H99V63L101 62V64H100V66L99 67H101L102 69L104 68H106L107 69V65H108V63H106L105 61L106 60H108L109 59V57L108 58H106V56H101L100 58L99 57H97V46L95 47V46H93L91 43L89 44V43H87V41L88 40H86V41H84V46H85V48L83 47V49H84V51L82 52V54L81 55H78L75 51L76 50H74L73 48H74V43H73V36L72 35H70V34H65V37L63 38L64 40H65V43H64V57H66V55H71V54H69L70 52H71V50H73L71 53H72V55L71 56H67L66 57V59H67V61H66V63L70 66L69 68L70 69H72V68H74V66H73V64H74V61H76V58L75 57H77V60H78V58H79V56H81L82 58L83 57H85V58H83V62H81V64H80V69H85V67H87V69H89L90 71H87V69H85L86 71H87V73H88V76H89V78H90V81H92V84H88L87 86H88V89L86 90V92L85 93H83V94H85V96L84 95H81L80 94V97L78 96L77 98H75L74 96H73V99H71L70 97H72V95H73V93H72V95L70 94V90H72L71 92H74L73 91V88H70V90L68 89V86L66 87L67 88V90L64 88L63 90H64V92L66 93V94H64V92H61V91H58V89H59V87L58 88H55V86H53L52 85V87H51V85L50 84H48V85H46V86H48L47 87V89H49L51 92H48V91H46V86H45V88H44V86L43 87H36L35 85H34V87L32 88V86H31V88H30V90L31 91H33V89H34V91H33V95H28V94H26L27 96H21V94L19 95V92L17 93V92H15L16 90L17 91H19V89H16L15 91H14V88H10V89H8V87L7 86H9L8 84L5 86V84L6 83H3V82H0V92H3V91H7V92H9V98H10V100L12 101V99H14L13 98V96L15 97V101L13 100V102H14V104L11 102V101H9V98H0V123L2 124V125H5L6 126V124H8V125H15V126H17L18 124H20V123H24V122H26L27 123V129H21V128H15V129H9V128H11L10 126H7V127H9V128H0V135L1 134H8V135H13L14 137H16V139L17 140H23V141H25L27 144H34V145H36V142L35 141H33L32 139H34V137H37V136H39V135H41L42 133L43 134H49V133H56V136H55V138L57 139H60V138H62V137H66V136H71V137H76V136H78V135H85L86 133H83L82 131H71V132H67V133H63L62 134V132H59V131H56L57 129H56V127H58V124H59V122H61V123H67L68 125H70V123L69 122H71L72 121V123L75 121V122H78V121H80L81 119H80V117H83V116H81V114L79 113V109H76V107L77 108H81V107H86L89 111L88 112H86V114H82V115H84L85 116V118L84 119H86L85 121H87L88 122V125H90V124H92V125H94V126H96L97 127V129H99V130H101L102 131V129H103V127L104 128H106L107 129V131H106V129L104 130V133H103V131H102V134H103V136H104V134H105V136L106 135H108V137H109V140H108V138L106 137V139H105V137H101V132L100 133H98L97 135H96V133L98 132H95V131H93L92 129H93V126L91 127V128H89L90 130H92V132L90 131L89 132V134L87 135L86 134V136L90 139H95L94 140V142H95V144H96V146H99L100 145V142L102 143V145H103V147L105 148V146H107L108 148V153L107 154H109V155H107V157H110L111 156V159H110V161H113L112 163H113V165H112V168L109 170V177H108V179H103L102 177H100L101 179H99V182H95L94 183V189H95V191L96 192H100L101 193V191L100 190H102V192H105L106 190H107V188H110L111 189V191L112 192H114V193H118L119 195H121V194H126V196H128V195H131L133 192H136V195L137 194H141V196H144V197H142V199H143V204L142 205H150L151 207H153L154 209H157L158 208V212L161 214V216H162V212H164V213H173V214H175L176 215V213L180 210V209H182L181 207H185V206H187V205H189V204H191V202L193 203V201H195L196 202V200H198L199 201V199H200V197L197 199V198H195V197H197V196H200V195H202L203 197H204V195L205 194H209V198L207 197V195H205L206 196V198H203L202 196V199H200V201L199 202H207V203H211V204H213V202H214V200H215V202H216V200H218L219 202H217L218 204L221 202V203H223V205H219V206H217L218 204H216L215 206H217L218 208H220L223 212H225V214H226V208H227V206H226V204H224V203H226V201L227 202H230V198L228 199L227 198V196H228V193H227V191H228V188H231V186H229V185H227V183H226V181H223V182H220L219 183V181L221 180V179H219L218 180V178H219V176H215L216 175V172H215V167H210V166H208V169H211V173H208L205 169H204V166H201L199 169H197V172L199 171V172H202V174H200V180H196L197 178H199L198 176L199 175H197L196 176V174H194V177H193V175L191 174L192 173V171H195V173H196V168H192V167H190V166H187L185 163H178L177 165H175V168H171L170 167V169H175V170H177V168H179V167H182L181 169H182V171L181 172H179V169H178V171L177 172H179V174H174L173 175V172L170 170V169H168V170H170V172L169 171H165V169H164V167H165V165L166 164H170V166H171V161H170V158H169V155H167L168 153L166 152V150H163V148H164V144H163V138H164V126L166 125V124H168V123H171L172 121H174L175 119H178L179 118V120H181V121H188V116H189V113H190V111L191 112H193V114H194V116L196 117V120H195V124H194V126H196V125H198V126H196V127H198V128H196V130H199V132L202 134V130L204 129V130H206V125H205V121H204V114L202 113V111H201V109L202 110H204V112H205V110H206V112L207 111H209V109H210V107H209V102H206V101H204V100H206V97L205 96H207L206 94L204 95V93H208V95L210 96V92H214V93H219V94H221V93H223V91H215V90H219V89H221V88H223V89H225L224 90V92L225 93H223V95L228 99V101H229V103L230 102H235V100H236V98L238 99V100H242V101H244V102H246V101H249L250 100V97H252V93L251 92H249L248 90H244V89H242V86H248V88H250L251 86H257V88L255 87L254 88V90H255V92H257V91H259V89H262V90H264V62L263 61H259V62H257L256 63V65H254V66H252V65H245V66H242L243 64H237L238 62H236L237 60H238V58L239 57H234V56H236L235 55V53H240V48L241 49H243L244 51L243 52H246L247 54H248V52H249V49H250V42L248 41V40H246V39H243V38H241V37H238L239 38V40L237 39V37H235L236 35L235 34H232V33H228V34H226L224 31V33H223V35H222V37H218V36H216L215 37V39L214 40H212V41H209V40H207L208 38L205 36V34L201 37L199 34H198V25L200 24V28H203L204 30L205 29H213V26L215 27V29H218V31H220L219 29H222V30H227V29H229L230 28V25H231V19H234V18H236V19H234L236 22H237V29L239 28L238 26H240V19L238 18L239 17V14H238V12H237V7H238V5L240 6L241 5V3H240V1H242V0H231V1H233V2H231L230 0H227L226 1V4H224L223 5V10H222V8L221 9H219V10H217V9H214V7L215 6H218V4H216L215 5V3H214V1H216V0H210L211 2H212V4H211V2H209V0H207V2H209V3H207V2H205L206 0H197V3H195L196 1H194V0H183V3H180V1L181 0H165V2H163L164 0H117V1H115V0H90ZM120 1V2H119ZM121 1H122V3H121ZM126 1V2H125ZM129 1V2H128ZM169 1V2H168ZM184 1H186V2H184ZM198 1H199V3H198ZM4 2H5V4H4ZM18 2V1H17ZM127 3L126 5H125V3ZM132 2V3H131ZM137 3V5H135L136 3ZM149 2V3H148ZM151 2V3H150ZM156 2H158L160 5H157L158 3H156ZM167 2V3H166ZM200 2H202V3H200ZM204 2V3H203ZM7 3V4H6ZM45 3V4H44ZM114 3V5H112ZM119 3H121V4H119ZM131 3V4H130ZM141 3H142V6H141ZM154 3H156L155 5H154ZM163 3H165V4H163ZM170 3H171V5H170ZM176 5H175V4ZM180 3V4H179ZM185 3V4H184ZM187 3H188V5H189V7H190V9L191 10H189V8H188V6H187ZM192 3V4H191ZM232 3V4H231ZM239 3V4H238ZM8 4H10V6L8 5ZM43 4V5H42ZM138 4H140V5H138ZM150 4V5H149ZM182 4V5H181ZM204 4H206V5H204ZM208 4H210V5H208ZM229 4V5H228ZM13 5V6H12ZM41 5V6H40ZM45 5V6H44ZM72 6V3L71 4H69V6ZM149 5V6H148ZM165 5V6H164ZM172 5H174L173 6V9H172ZM192 7H191V6ZM200 5H202V7L200 6ZM204 5V6H203ZM11 6H12V8H11ZM15 6H16V8H15ZM43 6V7H42ZM131 6L133 7V6H136L137 8H136V10L134 9L135 7H133V8H131ZM151 6H153V7H151ZM162 6V7H161ZM168 6V7H167ZM185 6H187V9L189 10H186L185 8ZM6 7H7V9H6ZM10 7V8H9ZM130 7V8H129ZM143 9H142V8ZM145 7V8H144ZM150 7V8H149ZM157 7V8H156ZM160 7H161V9H160ZM199 7V8H198ZM205 7V8H204ZM213 7V8H212ZM2 8H4L3 10H2ZM105 8V9H104ZM185 9V11L183 10V9ZM198 8V9H197ZM210 8V9H209ZM231 8H232V10H231ZM234 8H235V10H234ZM142 9V10H141ZM169 9V10H168ZM173 11H172V10ZM176 9V10H175ZM181 9V10H180ZM201 9H202V12L203 13H201ZM209 9V10H208ZM228 9V10H227ZM66 10V12H63V16L61 15H59V14H56V15H54V20L55 21H61V20H63L62 18L64 17H66L65 18V22L67 21V23H65L66 24V26H67V29H66V31H70V28L69 27H71V23H70V18H71V20H72V16H70V14H66V13H68L67 12V9H65ZM166 10H168L167 11V13H168V16L167 15H165L166 13ZM198 10V13L200 14V15H202V16H200V17H202V19H205L204 21H206L207 22V24H206V22H203L202 21V19L200 20V23H196V21H194V15H192L193 14V12L192 11H195L194 13H196V11ZM213 10H214V12H213ZM231 10V11H230ZM7 11V12H6ZM9 11V12H8ZM145 11V12H144ZM159 11V12H158ZM172 12V13H174V14H169L170 12ZM208 11H210L211 12V15H208V14H210ZM225 11H226V13H225ZM5 12V13H4ZM11 12H12V14H11ZM108 12H109V14H108ZM144 14H143V13ZM230 14H229V13ZM4 13V14H3ZM9 14V17H8V19H10L11 18V20H21V15H20V8H19V5H18V3H16V2H13V0H0V23H1V25L0 26H2V24H3V19H5L6 21H7V16H8V14ZM137 13H139V15H137ZM140 13H141V15L143 16V21H145L144 22V24L142 25V20H141V18H139L141 15H140ZM165 13V14H164ZM176 13V14H175ZM180 13V14H179ZM191 13V14H190ZM205 13V14H204ZM207 13V14H206ZM213 13V14H212ZM223 13H225V14H223ZM228 13V15H230V16H228V15H226ZM7 15V16H5V18H4V15ZM137 15L138 16V18L140 19V21H139V19L136 17L135 18V15ZM150 14H152V15H150ZM178 14V15H177ZM181 14H183V15H181ZM188 14H190V15H192L191 17L188 15ZM217 14H219V15H217ZM11 15H14V16H12L11 17ZM67 15V16H66ZM180 15H181V17H180ZM187 15V16H186ZM238 15V16H237ZM170 16V17H169ZM221 16V17H220ZM60 17V18H59ZM134 17V19L136 20V19H138V20H133L132 18ZM146 18V20H145V18ZM151 17V18H150ZM170 18L169 20L167 19V18ZM229 17V18H228ZM234 17V18H233ZM16 18H18V19H16ZM58 18H59V20H58ZM69 18V19H68ZM125 18V19H124ZM126 18L128 19L127 21H126ZM157 18V19H156ZM162 18H164L163 20H162ZM172 18V19H171ZM181 18V19H180ZM185 18V19H184ZM187 18H190L192 21L190 22V20H187ZM193 18V19H192ZM210 19V21H209V19ZM237 18H238V20H237ZM2 19V20H1ZM116 19V21H114ZM161 19V20H160ZM166 19V20H165ZM217 19V20H216ZM226 19V20H225ZM119 20V21H118ZM132 20V21H131ZM152 20H153V22H152ZM161 21V22H158V24H156V26L160 29V31H159V29L157 28V33H156V27L154 28V26H155V23H157V21ZM169 21L168 23L170 24L169 26H167V22L166 21ZM175 20V21H174ZM212 20V21H211ZM2 21V22H1ZM43 21H44V18L43 17H41V18H37L36 19V21L35 22H37V23H43ZM68 21H69V23H68ZM106 21V22H105ZM155 21V22H154ZM162 21H163V25L166 27V30H165V28H164V26H163V28H161L160 26L162 25ZM190 22L188 25H187V23L188 22ZM130 22V23H129ZM138 22H139V24H138ZM151 23V25L149 26L148 24H145V23ZM184 22L186 23L185 25H183L184 24ZM192 22L194 23H196L195 24V26L193 27V25L194 24H192ZM199 22V21H198ZM213 23V25H209V23ZM224 22V23H223ZM233 22V21H232ZM183 23V24H182ZM222 23H223V26L224 25H228L225 29H224V27L222 26ZM227 23V24H226ZM124 24V25H123ZM183 25V27L181 26V25ZM215 24V25H214ZM219 24H221V25H219ZM112 25V24H111ZM141 25V26H140ZM145 25V26H144ZM147 25L149 26V27H151L152 26V28L150 29L149 27H147ZM177 25V26H176ZM180 25V26H179ZM202 25H204V27H202ZM209 25V26H208ZM144 26V27H143ZM172 26H174V27H172ZM175 26H176V28H175ZM186 26V27H185ZM189 26V27H188ZM192 26V27H191ZM206 26H207V28H206ZM211 26V27H210ZM140 27V28H139ZM143 27V28H142ZM178 27V28H177ZM180 27H182V28H180ZM219 27V28H218ZM144 28H146L147 29V31H146V29H144ZM169 28H171V29H169ZM175 28V29H174ZM184 28V29H183ZM187 28H189V29H187ZM140 29H144V30H141V32L143 33V31L145 32V33H147V34H141V33H138V31H140ZM165 31H164V30ZM173 29H174V31H173ZM177 29H179V31L178 32H176L177 31ZM181 29H183V31L182 32H180L181 31ZM240 29H241V27H240ZM0 30H1V28H0ZM151 30V31H150ZM153 30V31H152ZM162 30V31H161ZM2 31V30H1ZM0 31V32H1ZM42 31V30H41ZM151 32V33H148V32ZM197 31V32H196ZM238 31H242V30H237V32ZM152 32L154 33V34H152ZM161 32V34H159V33ZM163 32H165V33H163ZM171 32H172V34H171ZM222 32V31H221ZM2 33V32H1ZM179 33V34H178ZM182 33H184L183 35H181ZM186 33H187V35H186ZM198 34V36H197V34ZM156 34V36H154ZM168 34V35H167ZM106 35H108V37L106 36ZM141 35H143V36H141ZM145 35V36H144ZM147 35V36H146ZM164 35H165V37H164ZM182 37H181V36ZM227 35V37H226V39H225V36ZM1 36H3V37H1ZM1 36H0V46H1V44H2V48L0 49V50H3V52L5 51L6 52V49H8L9 48V50L7 51V52H9L10 50H11V48L10 47H16L17 45H19V42H18V40H20V38H22V36H7L6 38L4 37V34H1ZM70 36H72V37H70ZM141 36V37H140ZM148 36H150V37H148ZM152 36V37H151ZM154 36V37H153ZM160 36V37H159ZM173 36V37H172ZM188 36H189V38H188ZM205 36V37H204ZM223 36H224V38H223ZM18 37H20L19 39H18ZM46 38V36L41 32L40 34H39V36H36L35 37V40H40V38L42 39V38ZM67 37V38H66ZM106 39H105V38ZM146 37H148L147 39H145ZM159 39H157V38ZM184 37H186L188 40L186 41L185 39L186 38H184ZM191 37V38H190ZM196 37H200V39L201 40H203V42H200L201 40L198 38H196ZM4 38L6 39V40H4ZM11 38V39H10ZM14 38V39H13ZM24 38V37H23ZM103 38V39H102ZM108 38H110V39H108ZM112 38V39H111ZM154 38V39H153ZM172 38H174L173 39V41H174V43H173V41H171L172 40ZM182 38H184L183 40H182ZM195 38V40H193ZM13 39V40H12ZM18 39V40H17ZM133 39V40H132ZM155 40L154 42H151V40ZM191 39V40H190ZM148 40V41H147ZM152 40V41H153ZM164 40V41H163ZM206 40V41H205ZM238 40V41H237ZM13 41V42H12ZM15 41V42H14ZM106 41V42H105ZM111 41V42H110ZM113 41V42H112ZM129 41V42H128ZM132 41V42H131ZM235 41H237V43L238 44H241L242 45V43H243V45L242 46H244L243 48L242 47H240L239 48V46L240 45H238L237 44V47H238V49L239 50H237L236 48H235V45H236V42ZM3 42V43H2ZM9 42V43H8ZM18 42V43H17ZM117 42V43H116ZM127 43V45L125 44V45H121V43ZM196 42H197V45H195L196 44ZM240 42H242V43H240ZM5 43V44H4ZM16 44V45H14V44ZM55 43V42H54ZM53 42H52V46L54 45V47L56 46L57 47V44L55 43L54 44ZM72 43V44H71ZM86 43L87 44H89V45H86ZM115 43V45L112 47V45ZM120 43V45H118ZM156 43V44H155ZM160 43H162L163 45H161ZM189 43H191V44H189ZM193 43V44H192ZM227 43V44H226ZM7 44L10 46V47H8L7 48ZM68 44H71V45H68ZM132 44V45H131ZM203 44L205 45V46H203ZM234 44V45H233ZM248 44H250V45H248ZM108 47H107V46ZM131 45V46H130ZM168 45H169V47H168ZM174 45V46H173ZM195 45V46H194ZM200 45H202V46H200ZM208 45V46H207ZM110 46V47H109ZM120 46H122V47H120ZM193 46H194V48H193ZM222 46H224L223 48V50H224V54L226 55V54H228V56L231 58V59H229L228 57H226V56H224L225 58H223V55L224 54H221L220 53V55L219 56H217V57H219V58H217V57H212V54L214 53H217L218 51L219 52H221V48L220 49H218L219 47H222ZM229 46V47H228ZM6 47V48H5ZM20 48H21V46H19ZM87 47V48H86ZM159 47V48H158ZM5 48V49H4ZM17 48H18V46H17ZM16 48V49H17ZM19 48V49H20ZM23 48V47H22ZM21 48V49H22ZM67 50H66V49ZM69 48H71V49H69ZM166 50H165V49ZM196 48V49H195ZM204 48V49H203ZM209 50H208V49ZM217 48V49H216ZM68 49H69V51H68ZM167 49L170 51L169 53H168V51H167ZM87 50V51H86ZM110 50V51H109ZM114 50V49H113ZM153 50H154V53H153ZM163 50L165 51V52H163ZM174 50V51H173ZM197 50H198V52H197ZM200 50V51H199ZM227 50V51H226ZM167 51V52H166ZM177 52V53H174V52ZM21 52V51H20ZM87 52V54L92 58V61H94V63H95V66L94 65H92V66H90L91 64H89L88 65V63H91L92 61H87L86 59H89L88 57L89 56H87V58H86V55L87 54H85ZM91 53L92 55H90L89 53ZM95 52V53H94ZM162 52V53H161ZM233 52V53H232ZM241 52H242V50H241ZM174 54L175 56L174 57H172L173 55L172 54ZM180 53H181V55L183 56H181L180 55ZM184 53H186L185 55H183ZM197 53H199L200 54V56H201V61L199 62V63H197L196 62V57H197ZM238 53V54H239ZM111 54V53H110ZM170 54H171V56H170ZM241 54V53H240ZM245 54V53H244ZM7 54H4V55H2L1 54V51H0V69L3 67L2 66V62L6 59V56ZM166 55V56H165ZM193 55H195V56H193ZM208 56V57H207ZM242 55H240V57H241ZM3 57H4V59H3ZM70 57V58H69ZM94 57V58H93ZM97 57V58H96ZM171 57V58H170ZM82 58H79L80 59V61H81V59ZM90 58V59H91ZM162 58H164V59H162ZM170 58V59H169ZM184 58H185V60H184ZM192 58L194 59V60H192ZM208 58V60H206ZM232 58L233 59H237L236 61H232ZM94 59V60H93ZM171 59L173 60V61H171ZM176 61H175V60ZM190 59V60H189ZM103 60V61H102ZM163 60V61H162ZM189 62H188V61ZM231 60V61H230ZM88 62L87 64H86V66L85 65H83L82 63H84V62ZM175 61V62H174ZM187 61V62H186ZM103 62L106 64V66H105V64H103ZM202 62H204V63H202ZM234 62H236V63H234ZM93 63V62H92ZM197 63V64H196ZM209 63H210V66H212V68H210V66H209ZM211 63L213 64V65H211ZM239 63H241V60L239 61ZM261 63V64H260ZM72 64V65H71ZM103 64V66H101ZM160 64V65H159ZM234 64H237L239 67H240V65H241V68H239L237 65H234ZM154 65V66H153ZM157 65V68H155V66ZM191 66V67H193V68H191V67H189V66ZM215 65V66H214ZM258 65V66H257ZM152 66V67H151ZM256 66V67H255ZM161 67V68H160ZM181 67V68H180ZM198 67H200V68H198ZM217 67V68H216ZM258 67H260V69L258 68ZM155 68V69H154ZM191 68V69H190ZM194 68H196L197 69V71L194 69ZM215 68V69H214ZM249 68V69H248ZM37 69V68H36ZM36 69H33V70H31V73H35L34 75H35V77L37 78L38 77V74H40L39 76V80L41 81L42 79H43V81H44V75H45V77H47V75L49 74V75H52V76H55V75H57V74H59V73H56V72H59L58 71V69L56 68V67H54V65H52L51 64V67H48V68H44V67H39L37 70ZM40 69V70H39ZM42 69V70H41ZM46 71H45V70ZM47 69H48V71H47ZM162 69V70H161ZM194 69V70H193ZM242 69V70H241ZM34 70H36V71H34ZM56 72H55V71ZM179 70H181L180 72H177V71ZM204 72H203V71ZM248 70V71H247ZM34 71V72H33ZM38 71H39V73H38ZM174 71H176V72H174ZM263 71V72H262ZM89 72L91 73V74H89ZM209 72V73H208ZM248 72V73H247ZM4 73V72H3ZM2 72H0V77H2L3 74ZM177 73V74H176ZM179 73V74H178ZM237 73V74H236ZM92 74H94V76H92ZM210 74V75H209ZM236 74V75H235ZM242 74V75H241ZM246 74V75H245ZM256 74H257V76H256ZM42 75V76H41ZM153 75V76H152ZM204 75V76H203ZM239 75V76H238ZM252 75H253V77H252ZM260 75H262V77H263V79H260ZM91 76L92 77H94V78H92L91 79ZM215 76V77H214ZM242 76V77H241ZM98 77V78H97ZM221 77V79H219L218 80V78H220ZM236 77H238V79H240V80H231L232 78H236ZM253 79H252V78ZM255 78H256V80H255ZM258 78L260 79V81H261V83L260 82H258ZM46 79V78H45ZM152 79V80H151ZM222 79H223V81H222ZM187 80V81H186ZM228 80V81H227ZM251 80H252V83H251ZM151 81H153V82H151ZM229 81L231 82V83H229ZM248 83H247V82ZM255 81V82H254ZM170 82V83H169ZM203 82H205V83H203ZM225 82V83H224ZM236 82L239 84H237L236 85ZM262 82H263V84H262ZM171 83H173V84H171ZM221 83V86L219 85ZM260 83V84H259ZM94 84V85H93ZM96 84V85H95ZM153 84V85H152ZM178 84V85H177ZM179 84H181V86L179 85ZM204 84H205V86H204ZM212 84H213V86H212ZM233 84V85H232ZM242 84H244V85H242ZM222 85H223V87H222ZM228 85V86H227ZM231 85L233 86V87H231ZM260 85V86H259ZM95 86V87H94ZM97 86V87H96ZM219 88H218V87ZM230 86V87H229ZM238 86H240V88H237ZM262 86V87H261ZM50 87V88H49ZM70 87V86H69ZM196 87H197V89L199 90V96H196V95H194V96H192V97H190L189 98V95H191L190 93L189 94H187L188 92H190L191 91V89H196ZM200 87V88H199ZM216 87L218 88V89H216ZM225 87V88H224ZM23 88V87H22ZM36 88H38V90L36 91ZM45 89V95L44 94H42V92H40L42 95H44V96H41V94H39V90H41V89ZM230 88V89H229ZM233 88H235V89H233ZM1 89H2V91H1ZM193 89V90H194ZM222 89V90H223ZM235 90V91H231V90ZM238 89V90H237ZM242 89V90H241ZM251 89V88H250ZM258 89V90H257ZM60 90V89H59ZM182 90V91H181ZM212 90H214V91H212ZM227 90V91H226ZM230 90V92H231V94L228 92ZM237 90V91H236ZM11 91V92H10ZM15 92L16 94H17V97H19L18 99H17V97L15 96V94H13V92ZM44 91V90H43ZM56 91H58L59 93V100H58V98H57V93H56ZM67 91H69V93L67 92ZM245 91V92H244ZM38 92V94H37V96H36V94L35 93H37ZM221 92V93H220ZM87 93V94H86ZM91 93V94H90ZM166 93V94H165ZM226 93H227V95H226ZM246 93V94H245ZM51 94V96H49ZM175 94H176V96H175ZM180 94V95H179ZM187 94V95H186ZM237 96H239L240 98H238V97H235L236 95ZM19 95V96H18ZM66 95V96H65ZM70 95V96H69ZM103 95V94H102ZM156 95V96H155ZM233 95H235V96H233ZM244 95V96H243ZM250 95V97H248ZM28 96H30L31 98H30V100H29V97ZM67 96H68V98H70V100H68L67 99ZM84 96V97H83ZM12 97V98H11ZM24 97V98H23ZM41 97H43V98H41ZM47 97V98H46ZM150 97V98H149ZM160 99H158V98ZM164 97V98H163ZM177 97V98H176ZM182 97V98H181ZM245 97V98H244ZM249 98V99H248ZM7 99V100H6ZM33 99V100H32ZM51 99H53V100H51ZM81 99V100H80ZM93 99V100H92ZM163 99V100H162ZM6 102H5V101ZM43 100V101H42ZM46 100V101H45ZM51 100V101H50ZM56 100V101H55ZM71 100L73 101V103L71 102ZM158 100V101H157ZM179 101V103H178V101ZM191 100V101H190ZM7 101H9V102H7ZM40 102V104H43V105H40L39 104V102ZM58 101V102H57ZM60 101V102H59ZM90 101H92V102H90ZM190 101V102H189ZM198 101H200V103L198 102ZM241 101V102H242ZM11 102V103H10ZM45 102V103H44ZM55 104H54V103ZM75 102V103H74ZM76 102H78V104H76ZM84 102H89L88 104H89V107H87L88 106V104H86V105H84ZM232 102V103H233ZM10 103V104H9ZM22 103V104H21ZM28 103V104H27ZM36 103V104H35ZM57 103V104H56ZM62 103H63V105H62ZM79 103H81V104H83V105H79ZM95 103H97V104H99V106H97ZM174 103V104H173ZM176 103V104H175ZM181 103H182V105H181ZM187 103H189L188 105H187ZM207 103V104H206ZM230 104L231 106L233 105V104ZM3 104V105H2ZM5 104V105H4ZM9 104V105H8ZM14 106H13V105ZM19 104V105H18ZM23 104H24V107H23ZM30 104V105H29ZM71 104V105H70ZM92 104V105H91ZM162 104V105H161ZM172 104V105H171ZM62 105V106H61ZM68 105V106H67ZM76 105V106H75ZM91 105V106H90ZM191 105H193V106H191ZM195 105H196V107H195ZM200 105V106H199ZM6 108H5V107ZM20 106H21V108L22 109H20V111H18L19 110V108H20ZM31 106V107H30ZM75 106V107H74ZM79 106V107H78ZM97 106V107H96ZM177 106V107H176ZM198 106V107H197ZM4 107V108H3ZM11 107H14V108H11ZM17 107V108H16ZM58 107V108H57ZM60 107H61V109H64V110H61L60 109ZM70 107H71V109H70ZM94 107H96V108H98V109H91V108H94ZM144 107H145V104H144ZM159 107H161L162 108V110L160 111V108ZM199 107H201V108H199ZM23 108H28V109H30L29 110V113H28V110H25V111H23ZM56 108V110H54ZM67 108V109H66ZM73 108H75L74 110H73ZM85 108V109H86ZM90 108V109H89ZM165 108V109H164ZM169 108V109H168ZM175 108H176V110H175ZM17 110L18 111V113H17V111L16 112H13L14 110ZM49 111H48V110ZM102 109V110H101ZM168 109V110H167ZM182 109V110H181ZM198 109V110H197ZM231 109V108H230ZM9 110V111H8ZM70 110H73V111H75V115L74 116H72L74 113H73V111H70ZM78 110V115H79V119H77V118H74V117H76V115H77V113H76V111ZM93 110V111H92ZM101 110V111H100ZM163 110H165V112H163ZM66 111H68V112H70L69 114H68V112L66 113ZM102 112V113H98V112ZM157 111V112H156ZM178 111V112H177ZM180 111H182V113L180 112ZM230 111V110H229ZM228 111V112H229ZM36 112V113H35ZM91 112H93V113H91ZM159 112V113H158ZM227 111H225L224 112V115H223V117H222V119L221 120H223V122H224V125H223V122L221 121V126H223V127H221V129L223 128V130H222V132L224 133V135L225 134H227V133H229L230 132V134L232 133V127H233V124H231V126H228V125H226V124H228V121H229V123H231L232 121H233V118H232V116H231V114L232 113H228ZM10 113V114H9ZM14 113V114H13ZM89 113H91V114H89ZM156 113H158V114H156ZM162 113V114H161ZM12 114V115H11ZM21 114V115H20ZM22 114H23V117H22ZM52 114V115H51ZM71 114V115H70ZM174 114V115H173ZM179 114V115H178ZM19 115V116H18ZM62 115V116H61ZM89 115V116H88ZM91 115V116H90ZM94 115V116H93ZM100 115H101V117H100ZM165 117H164V116ZM187 116V119H186V116ZM13 116L16 118V120H14L13 122L15 123H13L11 120H13L14 118H13ZM16 116H18V117H16ZM42 116V117H41ZM55 116V117H54ZM64 116V117H63ZM66 116V117H65ZM99 116V117H98ZM106 116H107V118H106ZM119 116H120V114H119ZM155 116H157V117H159V118H157V117H155ZM173 116H175V117H173ZM13 118V119H11V118ZM29 117H30V119H29ZM38 117V118H37ZM60 117V118H59ZM122 117V116H121ZM183 117V118H182ZM32 118V119H31ZM34 118H36V119H34ZM120 118V117H119ZM155 118V119H154ZM227 118V120H225ZM17 119H19V120H17ZM22 119V120H21ZM40 120V122H38L39 120ZM45 119H47L46 121H45ZM73 119H75V120H73ZM94 119V120H93ZM96 119V120H95ZM100 120V119H103V121H99L98 122V120ZM109 121V122H107V120ZM110 119V118H109ZM122 119V118H121ZM203 119V120H202ZM25 120V121H24ZM27 120V121H26ZM28 120H30V121H28ZM41 120L43 121L42 123L44 124V125H41L42 123H41ZM78 120V121H77ZM91 120V121H90ZM230 120H232V121H230ZM2 121V122H1ZM18 123H17V122ZM34 121H37L39 124H37V122H34ZM105 121L107 122V126L108 125H110V127L108 128L106 125L105 126H103L104 124L103 123H105ZM111 121H112V118H111ZM126 121H128V122H126ZM169 121V122H168ZM186 121V122H187ZM12 122V123H11ZM46 122V123H45ZM52 122H54V123H52ZM58 124H57V123ZM100 122H101V124H103V125H101L100 124ZM103 122V123H102ZM131 122H133V123H131ZM71 123V124H72ZM90 123V124H89ZM93 123H95V124H93ZM96 124H100V126H103V127H98V125H96ZM37 125H38V128H37ZM45 125L46 126H49L50 125V129L48 130V127H46V128H44L45 127ZM113 125V124H112ZM230 125V124H229ZM30 126V127H29ZM43 126V127H42ZM53 126V127H52ZM91 126V125H90ZM124 126V125H123ZM200 126V127H199ZM25 127V128H26ZM89 127V126H88ZM158 127V128H157ZM202 127V128H201ZM229 127V128H228ZM31 128H32V130H31ZM34 128V129H33ZM95 128V127H94ZM128 128V129H129ZM202 129L201 131H200V129ZM228 128V129H227ZM9 129V130H8ZM111 129H113V131H109V130H111ZM119 129H120V131H119ZM129 129V130H130ZM24 130V131H23ZM30 132H29V131ZM35 130V131H34ZM52 130V131H51ZM55 130V131H54ZM118 130V131H117ZM203 130V131H204ZM230 130V131H229ZM18 131V132H17ZM30 133H28V132ZM32 131H33V133L35 134H33L32 133ZM44 131H46V132H44ZM123 131V133H121ZM36 132H37V134L39 133V135H37L36 134ZM75 132V133H74ZM80 132H82V133H80ZM106 132V133H105ZM32 133V134H31ZM91 133V134H90ZM118 133H120V134H118ZM204 133V132H203ZM115 134H117V135H115ZM122 134V135H121ZM126 134V135H125ZM131 134V135H130ZM150 134V135H149ZM242 134V135H241ZM95 135V136H94ZM120 136V138H119V136ZM140 135V136H139ZM238 135L240 136V138H242L243 137V133L241 132V130H238ZM123 136V137H122ZM101 138L100 139V142H99V138ZM117 139H116V138ZM139 137V138H138ZM135 138V139H134ZM115 139V140H114ZM242 139H244V137L242 138ZM32 140V141H31ZM108 140V141H107ZM136 140V141H135ZM153 140V141H152ZM159 140L161 141V142H159ZM54 142L55 143V139H53V140H51V142ZM105 141V143L103 144V142ZM107 141V142H106ZM115 141V142H114ZM150 141V142H149ZM52 142V143H53ZM108 142H110V144L108 143ZM52 143H50V144H52ZM53 143V144H54ZM106 144V145H105ZM141 144V145H140ZM148 144V145H147ZM160 144H163V145H161L160 146ZM152 145V146H151ZM155 145V146H154ZM118 146V147H117ZM130 146V147H129ZM157 146V147H156ZM154 147V148H153ZM53 148H61V147H53ZM121 148H123V149H121ZM224 148H226V145H224ZM135 151H134V150ZM165 149V148H164ZM50 151V150H49ZM52 151H53V149H52ZM51 151V152H52ZM61 151V150H60ZM62 151H63V154L65 155V154H67L66 152H65V150L64 149H62ZM114 151V152H113ZM122 153H121V152ZM51 152H50V154H51ZM130 152V153H129ZM160 152V153H159ZM165 152H166V155H165ZM126 153V154H125ZM137 153V154H136ZM144 153V154H143ZM128 154V155H127ZM155 154V155H154ZM64 155L62 156V157H64ZM158 155V156H157ZM145 156V157H144ZM148 157V158H147ZM158 160H157V159ZM64 159V160H63ZM62 159V161H61V159H56V160H53V161H56V162H61L62 164L63 163H66V162H75V163H78V164H81V161H80V158L79 159H77V157H75V158H67L66 156H65V158H63ZM82 159V158H81ZM113 159V160H112ZM168 159V160H167ZM123 160V161H122ZM157 160V161H156ZM163 160V161H162ZM116 161V162H115ZM142 161V162H141ZM89 163L87 164V168H91V170L89 171V173L91 172V174L92 175H96L97 173H99V170L96 168V167H92V164H91V162L90 161H88ZM120 162V163H119ZM153 162V163H152ZM132 163V164H131ZM140 163H141V166H140ZM149 163H151V164H149ZM117 164V165H116ZM165 164V165H164ZM179 164H184V165H182V166H179L178 167V165ZM124 166V169H122V167ZM164 165V166H163ZM114 166V167H113ZM136 166V167H135ZM145 166V167H144ZM161 166V167H160ZM174 167V166H173ZM190 167V168H189ZM210 167V168H209ZM95 168H96V173H95ZM127 168V169H126ZM186 168V169H185ZM132 169V170H131ZM201 169H203L204 170V172H203V170L201 171ZM89 170V169H88ZM140 170V171H139ZM1 171L2 170H0V173H1ZM94 171V172H93ZM149 171V172H148ZM213 171V172H212ZM133 172V173H132ZM135 172V173H134ZM172 172V173H171ZM176 172V171H175ZM111 173V174H110ZM145 173V175H143ZM153 173V174H152ZM157 173V174H156ZM115 174H116V176H115ZM147 174V175H146ZM241 173H239V175H238V178H237V187H238V189L240 190V191H244L245 190V185H244V181H243V179H242V177H241V175H240ZM1 176H2V174H0ZM158 175H160V176H158ZM179 175L181 176V178L179 177ZM203 175V176H202ZM4 177H5V175H3ZM10 176V174H8V177ZM123 176V177H122ZM134 176V177H133ZM139 176V177H138ZM157 176V179H158V181L154 178V177H156ZM163 176V177H162ZM178 176V177H177ZM215 176V177H214ZM39 177H40V179L41 180H39ZM38 177V180L40 181V182H38V181H36V182H38L37 184H39V186L40 187H43V190H44V188H45V190H44V193L42 194V195H44L45 196V198L46 197H50V195L53 197L54 195L53 194H50L49 192L50 191H53V190H51L50 188H49V186L46 184V187H45V183L43 182L42 183V177H44V175H40ZM95 177H97V175L95 176ZM128 178V179H126V178ZM160 177H162V178H160ZM190 177H192V179H190ZM123 178V179H122ZM178 178V179H177ZM180 178V179H179ZM186 178V179H185ZM206 178H207V181H206ZM211 178H214V179H211ZM138 179V180H137ZM175 179L176 180H178V181H175ZM209 179V180H208ZM156 180V181H155ZM183 180V181H182ZM193 180V181H192ZM212 180V181H211ZM107 181H108V183H107ZM126 181V182H125ZM148 181V182H147ZM184 181H186V182H184ZM200 181H202V182H200ZM203 181H204V183H203ZM216 181H217V183H216ZM10 182V181H9ZM8 182V185L10 184V185H12L11 183H9ZM105 182V183H104ZM134 182V183H133ZM147 182V183H146ZM196 182V184H194V185H196V186H192L191 184H193V183H195ZM198 182V183H197ZM211 183V186H209L210 185V183ZM225 182V183H224ZM146 183V184H145ZM151 185H150V184ZM159 183V184H158ZM182 183H184V185L182 184ZM207 183L209 184V185H207ZM214 183V184H213ZM215 183H216V185H215ZM14 184V183H13ZM41 184V185H40ZM44 184V185H43ZM190 186H189V185ZM198 184H199V186H198ZM223 184H226L225 186L223 185ZM241 184V185H240ZM127 187H126V186ZM149 185V186H148ZM186 185H188V187L186 186ZM205 185H206V188H207V191H206V188H205ZM212 185H213V187H212ZM13 186V185H12ZM142 186H144L143 188H142ZM183 186V187H182ZM185 186L187 187V188H189V189H186L185 188ZM204 187L203 189H202V187ZM217 186V187H216ZM241 186H243V187H241ZM10 187V186H9ZM152 187V188H151ZM195 187V188H194ZM219 187V188H218ZM15 188H17V187H15ZM113 188V189H112ZM122 188V189H121ZM213 188V189H212ZM218 188V189H217ZM224 188V190H223V192H222V189ZM244 188V189H243ZM136 190V191H132V193H131V191L130 190ZM145 189V190H144ZM173 189V190H172ZM175 189V190H174ZM193 189H196L197 190V193H196V191H195V193H194V190ZM212 189V190H211ZM214 189H216V190H214ZM243 189V190H242ZM105 190V191H104ZM138 190V191H137ZM144 190V191H143ZM187 190V191H186ZM199 190V191H198ZM208 190H209V192H208ZM210 190H211V192H210ZM218 190H220L219 192H220V194H219V192H218ZM231 190V189H230ZM159 191V192H158ZM168 191H170V192H168ZM191 192H192V195H191ZM199 192H201L200 194H199ZM205 192V193H204ZM214 192H218V195L216 196V193L214 194ZM168 193H169V195H168ZM195 195H194V194ZM222 193V194H221ZM223 193H225V194H223ZM48 196H47V195ZM134 194V193H133ZM197 194V195H196ZM227 194V195H226ZM122 195V196H123ZM135 195V196H136ZM172 195V196H171ZM176 195H177V197H179V198H177L176 197ZM191 195V196H190ZM220 195H222V197L220 196ZM226 197H225V196ZM168 198H167V197ZM224 196V197H223ZM96 197L97 196H95V199H96ZM103 197V196H102ZM171 197H174L173 199L171 198ZM194 198V200H192L193 198ZM219 197H221V198H219ZM91 198L93 199L94 197L93 196H91ZM136 198L137 199H139L140 198V195H139V197H137L136 196ZM154 198H156V201H155V199ZM218 198V199H217ZM141 199V200H142ZM146 201H145V200ZM154 199V200H153ZM189 199H191V200H189ZM196 199V200H195ZM208 199H211L212 201H209ZM225 199V200H224ZM140 200V199H139ZM173 200H174V202H175V204H173ZM178 200V201H177ZM179 200H180V203L181 204H179ZM188 200V201H187ZM202 200V201H201ZM203 200H205V201H203ZM229 200V201H228ZM166 203H165V202ZM177 201V202H176ZM191 201V202H190ZM197 201V202H198ZM243 201V200H242ZM241 200H240V202H242ZM25 202V201H24ZM38 202V201H37ZM150 202H151V204H150ZM157 202H160L159 204L157 203ZM162 202H164V204H167L168 202H169V205H167V207L162 203ZM171 202H172V204H171ZM186 202H190L189 204H187L186 205ZM194 202V203H195ZM245 201H243V203H244ZM156 203V204H155ZM178 205V207H177V205ZM157 205V206H156ZM160 205V206H159ZM161 205H162V207L163 208H165V211H164V209L161 207ZM174 205V206H173ZM179 205H181V206H179ZM214 205V204H213ZM171 206H173L174 208L172 209V208H170ZM33 207V206H32ZM183 207V208H184ZM224 208V209H223ZM34 209V208H33ZM168 211H167V210ZM228 209V208H227ZM35 210V209H34ZM176 210V211H175ZM174 211V212H173ZM36 212H38L39 213V211H37V209H36ZM172 214V215H173ZM170 215V214H169ZM227 215V214H226ZM228 216V215H227ZM228 218H229V216H228ZM35 254H38L37 253V251H36V253ZM229 255H230V253H229ZM229 255L228 256H226V258L224 259V261L222 262V263H220V264H226V262L228 263V264H230L231 263V258H229ZM225 260H226V262H225ZM34 261L36 262L37 261V259L35 260L34 259ZM237 261V260H236ZM237 264H239L238 263V261H237Z\"/></svg>",
	"mask_w": 264,
	"mask_h": 264
},
{
	"label": "crops",
	"instance_id": "obj_3",
	"mask_svg": "<svg viewBox=\"0 0 264 264\" xmlns=\"http://www.w3.org/2000/svg\"><path fill=\"white\" fill-rule=\"evenodd\" d=\"M240 11L245 29L264 42V0H242ZM4 135L6 145L0 136V174L8 175L10 171L14 185L25 190L34 183L35 178L29 183V175L34 171L37 178L40 173L44 175L51 190L62 191L57 179L50 178L49 166L32 163L26 156L21 148L25 141L14 136L15 141H10L12 135ZM250 135L259 147V154L248 165L244 185L263 203L252 204L233 225L217 206L195 202L180 209L169 228L156 209L142 205L127 229H104L100 223L71 230L57 229L49 223V220L53 222L52 204L46 205L44 201L42 214L17 197L3 196L0 197V264H40V261L52 264L55 260L59 263H53L57 264H95L97 261L106 264L101 257L105 249L112 255L114 264H153V260L154 264H220L229 252L239 264H264V106L251 118ZM77 164L66 162L58 168L68 182H79L83 170ZM39 217L45 219L44 223L42 220L39 223ZM39 225H43L41 229ZM35 246L42 248V252ZM36 250L38 256H35Z\"/></svg>",
	"mask_w": 264,
	"mask_h": 264
}]
</instances>
